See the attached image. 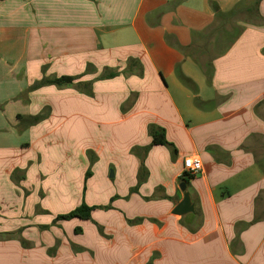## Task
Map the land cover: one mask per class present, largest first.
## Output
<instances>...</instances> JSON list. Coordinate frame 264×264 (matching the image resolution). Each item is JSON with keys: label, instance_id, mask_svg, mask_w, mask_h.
I'll use <instances>...</instances> for the list:
<instances>
[{"label": "crops", "instance_id": "1", "mask_svg": "<svg viewBox=\"0 0 264 264\" xmlns=\"http://www.w3.org/2000/svg\"><path fill=\"white\" fill-rule=\"evenodd\" d=\"M248 1L0 0V264H264V0L226 29ZM82 203L111 205L56 220Z\"/></svg>", "mask_w": 264, "mask_h": 264}, {"label": "trees", "instance_id": "2", "mask_svg": "<svg viewBox=\"0 0 264 264\" xmlns=\"http://www.w3.org/2000/svg\"><path fill=\"white\" fill-rule=\"evenodd\" d=\"M260 1L261 0H255V7L252 9L253 11L257 12V7H258V4ZM207 72L210 74L209 71H207ZM117 74H118L117 72H108L107 74L100 76V78H110V77L116 76ZM179 75H180L182 81L185 84H187L192 90H194L196 93L197 91H196V87H195L194 82L190 78L184 76L180 72H179ZM76 79H78V77L69 76V75H63V76L54 77V78H44L40 83L36 84V86L47 85V84H54V85H59V86L68 85V84L73 83ZM89 85H90V83L84 84V86H86V88H88ZM43 117H44L43 115L35 116V117H33V120L35 122H37L40 119H42ZM149 133L152 136V144L170 145L172 147V145L166 139L165 131L162 127L151 124L149 126ZM174 151H176V149L173 147V152ZM144 169H145L144 166H142V170H144ZM88 174L90 175V171H88ZM191 178H192L191 176H189L187 174H183L180 181L185 182L188 186L190 184L189 180ZM96 208H98V206H89L86 203H82L80 206L76 207L75 209H73V210H71L65 214L58 215L56 220H70L73 218L88 220L91 218L92 210L96 209Z\"/></svg>", "mask_w": 264, "mask_h": 264}, {"label": "rangeland", "instance_id": "3", "mask_svg": "<svg viewBox=\"0 0 264 264\" xmlns=\"http://www.w3.org/2000/svg\"><path fill=\"white\" fill-rule=\"evenodd\" d=\"M246 5H251V7H250V9L252 10L254 7H255V0H251V1H248V2H244V4L241 6V7H239V9L238 10H236V14L234 15V16H232L231 17V20H229V24L226 26V29L227 30H230L231 32H233L234 31V28H238V27H236V25H235V20L237 19V20H245V19H249V20H252V18H251V16L253 17V21L255 20H257V18H256V15L257 14H255L256 12L255 11H253L252 10V13H246L245 11H244V6H246ZM218 27H221V26H219V25H217V29H218ZM223 28V27H222ZM233 40V39H232ZM204 42V41H203ZM225 42H223V44H224ZM203 59H208V57H203ZM89 178V177H88ZM87 178V179H88ZM80 183H81V188H83V186L86 184V182H85V179L84 180H82V181H80ZM110 203H108L107 205H101V207L100 206H98V208L99 209H105V208H107V207H110ZM36 208H40L39 206H37ZM6 219V218H5ZM55 220V219H54ZM51 221L50 222V224L51 225H55L54 223H55V221ZM76 222H78V220H76L75 221V223H73V224H71V226H73V230H74V228L77 226V224H76ZM41 229H43L42 227H41ZM62 231L63 232H68V234H70L69 233V229L67 230L66 228L64 229V228H62ZM40 232V231H39ZM72 234H74V232H72ZM11 235H15V233H13V234H11ZM53 234H51V236H52ZM4 236H5V234H0V241H2V240H6L5 238H4ZM50 236V237H51ZM76 239L79 241V240H82V239H84V237H81V236H77L76 237ZM8 240V239H7ZM20 242H23L24 244V246H26V245H29V244H27V243H25L23 240H20ZM27 247V246H26ZM6 250L8 251V252H11L10 250H8L7 248H1L0 247V258L1 257H3V258H6V254H7V252H6ZM11 256H14V254H11Z\"/></svg>", "mask_w": 264, "mask_h": 264}, {"label": "water", "instance_id": "4", "mask_svg": "<svg viewBox=\"0 0 264 264\" xmlns=\"http://www.w3.org/2000/svg\"><path fill=\"white\" fill-rule=\"evenodd\" d=\"M180 188L183 191V199L175 206L173 213L177 215H185L194 211V205L191 196L187 191V184L181 182Z\"/></svg>", "mask_w": 264, "mask_h": 264}, {"label": "built area", "instance_id": "5", "mask_svg": "<svg viewBox=\"0 0 264 264\" xmlns=\"http://www.w3.org/2000/svg\"><path fill=\"white\" fill-rule=\"evenodd\" d=\"M202 168V161L198 155H190L184 158V174L194 177L202 171Z\"/></svg>", "mask_w": 264, "mask_h": 264}]
</instances>
